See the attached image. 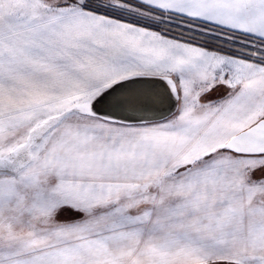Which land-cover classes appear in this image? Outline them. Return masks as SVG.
Here are the masks:
<instances>
[{"label": "snow or ice", "instance_id": "obj_1", "mask_svg": "<svg viewBox=\"0 0 264 264\" xmlns=\"http://www.w3.org/2000/svg\"><path fill=\"white\" fill-rule=\"evenodd\" d=\"M0 264H264V0H0Z\"/></svg>", "mask_w": 264, "mask_h": 264}]
</instances>
